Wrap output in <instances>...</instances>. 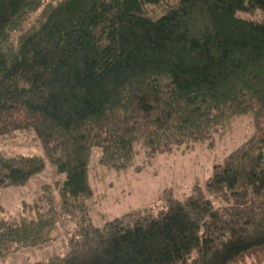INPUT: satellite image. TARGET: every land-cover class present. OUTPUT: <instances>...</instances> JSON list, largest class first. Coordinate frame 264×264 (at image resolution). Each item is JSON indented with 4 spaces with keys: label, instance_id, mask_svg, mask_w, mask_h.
<instances>
[{
    "label": "trees",
    "instance_id": "1",
    "mask_svg": "<svg viewBox=\"0 0 264 264\" xmlns=\"http://www.w3.org/2000/svg\"><path fill=\"white\" fill-rule=\"evenodd\" d=\"M254 12L264 15V0H0V141L32 132L44 153L0 151V190L45 161L65 174L58 202L44 185L31 218L0 220V264L57 236L67 252L47 264L264 258V20L242 15ZM246 115L258 134L215 168L209 196L196 186L158 211L94 225V147L104 178L142 153L203 144Z\"/></svg>",
    "mask_w": 264,
    "mask_h": 264
},
{
    "label": "rangeland",
    "instance_id": "2",
    "mask_svg": "<svg viewBox=\"0 0 264 264\" xmlns=\"http://www.w3.org/2000/svg\"><path fill=\"white\" fill-rule=\"evenodd\" d=\"M157 11L159 14L162 10L158 8ZM242 15L258 21L264 20L260 12ZM257 124L261 123L254 122L251 115L237 117L225 131L203 144L189 149H174L155 157H147L142 153L128 172H106L104 174L108 175L104 178L100 175L103 168L99 166L102 152L99 147H94L89 162L93 190L89 201L92 222L97 227H103L107 222L131 211H158L172 196L184 201L196 186L209 196L207 181L215 168L224 165L233 151L258 134ZM0 151L7 156L19 154L44 157L41 143L32 132L16 135L14 139L1 140ZM45 162V169L32 176L24 185L0 190V220H19L21 216L31 218V206L44 185L52 186L55 202H58V190L54 184L65 180V174L59 173L48 161ZM211 199L216 206L222 204L220 199ZM57 238L52 243L18 251L8 256L2 264H47L51 257L67 252V242L62 241L61 236ZM238 264H264V258L258 260L256 256H250Z\"/></svg>",
    "mask_w": 264,
    "mask_h": 264
}]
</instances>
